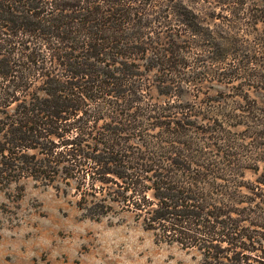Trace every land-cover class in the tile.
<instances>
[{"label":"trees","instance_id":"16d2710c","mask_svg":"<svg viewBox=\"0 0 264 264\" xmlns=\"http://www.w3.org/2000/svg\"><path fill=\"white\" fill-rule=\"evenodd\" d=\"M215 64L264 99V0H0V189L32 180L202 264H264V100H180L227 85Z\"/></svg>","mask_w":264,"mask_h":264},{"label":"rangeland","instance_id":"374dc122","mask_svg":"<svg viewBox=\"0 0 264 264\" xmlns=\"http://www.w3.org/2000/svg\"><path fill=\"white\" fill-rule=\"evenodd\" d=\"M235 21L231 23L234 32L244 41L239 54H247L254 47L252 39L257 36L255 22L248 18L244 19V24L238 19ZM211 28L222 40L227 36L226 28L219 23H211ZM235 47L232 48L235 50ZM226 53L231 54V51L226 50ZM224 65L215 64L208 78L223 79L227 85L204 81L203 87L196 90L191 83L186 94L180 97L181 104L193 108L203 106L205 101L211 100L207 95L217 92H223L227 101H231L220 102L224 108L227 105L239 107L237 102L246 95L249 100L254 98L263 104V97L251 89L240 88L238 81L228 84L225 72L235 75L236 66L229 65L226 71ZM202 72H206V68ZM212 117H209L211 121L216 119L214 114ZM247 180H252L250 173ZM73 194L64 196L32 180L0 189V264H202L196 251L158 243L154 233L146 231L129 213L111 214L101 221L84 218Z\"/></svg>","mask_w":264,"mask_h":264}]
</instances>
